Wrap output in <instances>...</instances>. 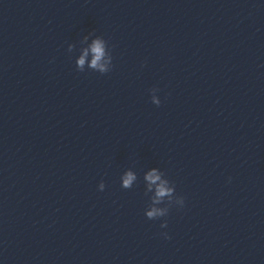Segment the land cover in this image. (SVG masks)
<instances>
[{
	"label": "clouds",
	"instance_id": "obj_1",
	"mask_svg": "<svg viewBox=\"0 0 264 264\" xmlns=\"http://www.w3.org/2000/svg\"><path fill=\"white\" fill-rule=\"evenodd\" d=\"M93 35V33H89V35L84 36L82 43H86L89 37ZM94 36L95 38L92 39L89 46L82 47L79 50V55L75 60L76 68L80 72H84L87 68L100 74L109 73L113 67V56L108 41L102 36ZM74 50H76V45L69 44L68 51L73 52ZM90 55L91 60L89 62L88 57ZM150 91L152 93L151 102L156 106H159L161 100L156 95L159 89L153 88ZM120 179L122 180V188L130 189L133 187L134 182L137 181L138 177L134 172L127 171ZM143 180L145 181V194H152L149 198L150 203L145 209V216L148 219L156 220L166 217L170 208L173 206L183 208L185 198L175 194V185L166 177L164 172L153 168L144 175ZM104 188L105 183L101 181L98 185V190L103 191ZM160 226L161 228H166L167 221L164 220ZM163 235L166 239H171L167 233H163Z\"/></svg>",
	"mask_w": 264,
	"mask_h": 264
}]
</instances>
